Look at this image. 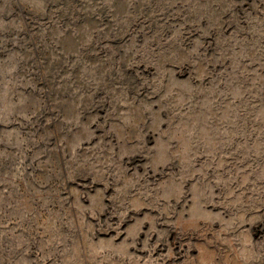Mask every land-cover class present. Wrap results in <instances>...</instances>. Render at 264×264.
<instances>
[{"label": "rangeland", "instance_id": "obj_1", "mask_svg": "<svg viewBox=\"0 0 264 264\" xmlns=\"http://www.w3.org/2000/svg\"><path fill=\"white\" fill-rule=\"evenodd\" d=\"M0 264H264V0H0Z\"/></svg>", "mask_w": 264, "mask_h": 264}]
</instances>
